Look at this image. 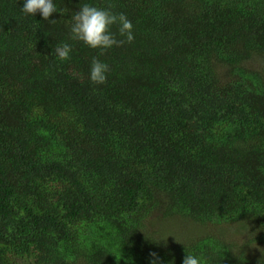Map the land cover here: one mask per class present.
<instances>
[{
  "label": "trees",
  "instance_id": "trees-1",
  "mask_svg": "<svg viewBox=\"0 0 264 264\" xmlns=\"http://www.w3.org/2000/svg\"><path fill=\"white\" fill-rule=\"evenodd\" d=\"M24 2L0 0V264H264V0ZM84 3L133 24L101 85Z\"/></svg>",
  "mask_w": 264,
  "mask_h": 264
},
{
  "label": "clouds",
  "instance_id": "clouds-1",
  "mask_svg": "<svg viewBox=\"0 0 264 264\" xmlns=\"http://www.w3.org/2000/svg\"><path fill=\"white\" fill-rule=\"evenodd\" d=\"M114 7L112 3L105 7L84 3L75 12L70 26L71 40L83 42L89 48L98 50L90 64V80L96 85L105 84L111 71L110 66L99 57L109 49L131 44L135 39L131 20L125 13L114 12ZM21 10L25 15L31 16L40 13L44 20L52 24L57 22V19L52 18L53 14L60 13L54 0H25ZM113 26L116 27V32L112 31ZM71 52L72 46L66 42L55 48L56 56L61 61L71 59ZM150 255L153 257L152 264H157V254L153 252ZM183 264H201V259L187 254Z\"/></svg>",
  "mask_w": 264,
  "mask_h": 264
},
{
  "label": "rangeland",
  "instance_id": "rangeland-1",
  "mask_svg": "<svg viewBox=\"0 0 264 264\" xmlns=\"http://www.w3.org/2000/svg\"><path fill=\"white\" fill-rule=\"evenodd\" d=\"M165 225H167V229H169V230H172V231H180V230H176L175 229V225L176 226H180V225H177L175 222V224L173 223V222H171V221H169V220H166L165 222ZM183 224L181 223V226H182ZM189 225V227H192V229H194V231L195 232H200L202 229H200L197 225H194V224H188ZM217 227H213V226H210V229H211V231H213V230H215ZM222 230H226L227 228L225 227V228H221ZM194 231H191V234H194L195 232ZM170 233H166V235H169ZM229 240H239L240 239V236L238 235V232H235L232 228L230 229V231H229Z\"/></svg>",
  "mask_w": 264,
  "mask_h": 264
}]
</instances>
